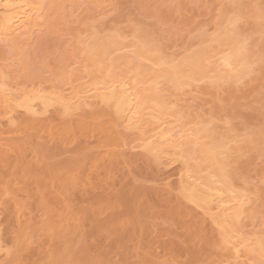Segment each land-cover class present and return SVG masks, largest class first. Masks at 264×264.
<instances>
[{"label":"rangeland","instance_id":"1","mask_svg":"<svg viewBox=\"0 0 264 264\" xmlns=\"http://www.w3.org/2000/svg\"><path fill=\"white\" fill-rule=\"evenodd\" d=\"M48 2L49 0H46L47 4ZM59 2H61V4H59ZM246 2H252L255 8H253L254 5L251 4L252 8H249V10L253 9L255 13L258 10L261 15L263 14V18H256L252 15L247 8L251 7L249 6L250 3L246 6V4L242 2L243 8L241 9L243 10V19L241 18L242 22L239 24L241 28L239 32H242V37L245 36L250 38L249 36H251L252 38H250L249 42H252V39L258 42L262 40L264 44V35L260 36V33L257 32L258 29H254V27L258 25L264 26V0H254V2L253 0H246L245 3ZM51 3L55 4V7L53 6L52 10H49L51 12L46 11L48 15L46 14L45 16H48V18L45 19V23L47 24H43L44 20L43 22L41 20L42 28L37 27L39 30L36 29L35 32L33 31L32 34L26 36L29 37L28 40L27 38L24 39L25 37L22 35L20 39L23 41H18L20 49H15L18 43H15L16 45L13 47L14 50L12 47H8L12 46V44L5 45L6 41H0V74L1 77H5V80L2 79V81H4L3 87L7 85L5 87L7 90L10 87L12 88V90L10 88V90H6V92L15 93L22 88L31 87V84L32 86H37L39 82L41 83L39 84L40 87L46 89V91L47 89L51 91L53 88L55 89L58 87L59 89L55 90L58 91L62 89L65 92L64 94H70L73 87L75 88L77 86L80 90L82 89L80 88L81 86H86L87 83H89L88 77L92 74L87 75V72H90L88 71L89 67L87 68L85 66L88 64L87 61L85 62V60H83V62H81L84 56L80 57V54V56L77 55L79 46H76L78 44H76L77 40L75 39H77L76 37H82V33H85L87 29L97 30L98 26L101 30L106 31L108 29V32L106 31L107 33H114L113 31L117 30L118 32L119 30V32H123L122 35H124L125 38V41L122 40V43L124 41L126 45L128 44L127 50H129V48H131L130 41H134L133 39H135L133 29L136 28L141 33L144 32L148 34L149 38L152 39V37H154L152 40L155 41L153 44L156 45V49L161 48L159 50L164 54L166 52L167 55H165L167 57L177 58L182 52L184 53V49H186L187 46L196 48V46L201 45L199 41L207 37L206 34L213 35L216 33L214 31L220 27L219 22H221V18L218 20L220 13L222 14L226 11V13L229 12L227 14L231 15V13L233 14L234 12L233 10L231 11V9H233L231 8L233 2H229L228 0H58L56 2L52 1ZM57 4H59V6ZM60 9L61 11L59 12L58 10ZM255 23L257 24L255 25ZM103 26L107 27L104 29ZM109 30L111 32H109ZM119 32L117 34H119ZM202 32L204 33L203 36L199 35L202 34ZM156 41H159L158 44L162 47H158ZM122 43H120V45ZM16 47H19V45ZM123 47L126 48L125 46ZM120 48L122 47L120 46ZM17 49L18 52H16ZM131 49H133V46ZM121 50L122 49H120V51ZM125 51L124 49V52ZM116 52L117 54L114 53L116 56L113 54L112 57H116L117 59V55L118 53L120 54V52ZM129 53H122V56L118 55V57H123V54L126 56ZM168 54L171 56H168ZM130 55L132 54L130 53ZM119 58L117 60H120ZM23 60H26V63H29V65L24 63ZM145 61L148 63L147 60ZM256 64L264 67V61L257 62ZM4 65L7 66L6 70ZM21 65H23V67H21ZM26 65L27 67H24ZM2 69L4 73L9 72L8 74L5 73L8 75H6L7 78L2 72ZM124 69L125 68H123L122 71H124L125 74H129L126 72L127 70ZM89 70H91V68ZM256 70L257 72L250 74V80H248L249 78H245L243 80L244 82H240V84L237 82L225 85L224 82H221L222 85L220 86L222 87L218 85L219 87L217 86L218 88L213 90L212 86L210 88L209 85L207 86L205 83L206 81H202L200 82L201 84L199 83L198 85H196L198 82L195 83V87L190 85L184 87V91H177L176 95L173 94L174 98L171 96L172 94L169 93V90H165V93L166 91L169 93L167 94L169 98H176L175 100L177 102L176 105L178 104V108H174L175 101L173 100V103H171L174 105H172L173 109L177 108L176 110H181L183 117H186L189 122V124L186 123L184 125V128L182 127L184 134L188 131L183 129H186V127L189 128L192 124L195 125V122H190V120L194 121V116L198 117V120L207 119L204 121L210 122L209 125L210 127L212 126L211 129L213 128V131L215 129L216 134L221 130L226 131L227 129L225 128L229 126L232 127L231 131L233 133L236 132L234 134L239 135L238 139L243 134L247 136V132H253V134L257 132L254 137V139H257L250 143V147L247 141L248 139L246 142L245 140L242 141L241 138L239 139L237 145L241 147L242 155H238L239 157L236 156L238 159L236 157L234 158L236 164H233V166L231 165V167L233 171L235 167V173L237 175L240 174L239 177L245 180L243 184L248 182L246 184L248 190L246 194L250 192L249 194L251 196L249 195V201H251L250 204L252 203L254 205H250L254 209L251 211V216H249V218H244L250 215L251 212L249 210L252 209L248 206L249 204L247 205V207L250 208H248L250 213L247 214L248 211H246L247 213L245 212L247 215L243 216L244 219L242 218L245 230L243 228V231L241 229L240 231L248 237V240L252 238L251 232L259 233L261 234L259 238H261L262 241L264 238V78H261L263 76L259 74L261 70L259 72L258 69ZM72 73L75 75H71ZM120 73L122 75L124 74L122 72ZM27 75H29V78ZM37 75L39 78L36 77ZM259 76L260 79L258 78ZM78 78L79 81L76 82ZM35 79L38 80V84H34L35 82L37 83ZM71 80L75 82L71 83ZM5 81L7 83H5ZM29 81H31L30 84L27 83ZM80 81H87V83L84 82V85H82V83L79 84ZM91 82L92 81H90V83ZM24 83L26 86H24ZM74 83H78L79 86H74ZM39 85L37 87H39ZM85 88L83 90H85ZM170 92H172V90ZM179 93L182 96L178 97ZM172 99H170V101ZM180 99H186L187 101ZM100 114H102L99 118L100 122H105L111 118H109L110 115H108L109 113L106 110ZM170 117L171 119L169 118V120L171 122L174 121L170 125L167 124L172 131L174 128L172 124L177 125L179 122L174 123V118L176 117H172V115ZM53 118L57 117L54 115ZM75 118L77 117L73 119ZM164 118L167 121L165 116ZM73 119H70V121ZM50 120L51 119L48 121L50 122ZM83 120L85 121L86 119L84 118ZM61 121L64 127L61 125ZM63 121L66 122L64 119L51 120L50 124L42 120L41 124L44 130H42L43 135L40 134L42 131L38 133L40 138L37 137V131L35 133V130H33V133L36 135L35 137H37L35 138L34 134L28 131H31V129L27 130V128L24 129L25 131L23 132H18V134H9L10 136H7V138L5 137L6 135L4 138L2 137L3 139L0 138V177L4 179V182L7 183L8 186L11 185V187H17L18 189H26V192L22 191L24 189L16 190L13 194H8V197H10V195H16L18 198H21L23 204H27L29 207L27 209H30L29 212L27 210L29 213H27L28 217L31 216L33 221L36 222L33 227H37L44 223L42 221L48 223L50 218L51 223L49 222V224L55 227L57 225L55 221L57 219L56 223L59 222V215L65 213V207L66 211L69 210V212H66L68 215H70L69 213H71V215L74 213V216L70 215L71 217L75 218L77 215L82 216L79 217L80 223L82 220V224L84 225L79 235L77 234L78 236L74 230L72 231V229H74V223L70 221L73 227L67 224V228H65V231L63 228L61 231L62 233L60 232L59 234L60 236L55 235L52 238L50 237V239L48 235L46 236L47 233L44 230L35 231L34 239L36 241L33 245L38 246L40 253L24 261L25 264H59V260H61L62 257L65 259L63 258V263L60 262V264H150L148 259L167 260L166 256L163 254V242L167 241L169 238H177L176 235H180L178 233L183 232V219L179 216L180 211L184 208L186 209V207L189 211L193 209L192 206H190L191 204L184 200L182 205L181 200L177 197L178 191L173 189V187L176 186L174 185L176 181L175 178H177V176H175L176 174L173 172L178 169V164L172 163L168 166L169 168H166L163 165L152 162L147 152L145 154V151H142L143 149L141 150V147L139 149L138 145L135 146L140 142L138 141L139 139H132L134 135H132V138L127 137V135L124 134L126 132H123V130L120 131V127V130H118L123 133V136L125 135L128 139H132L130 145L125 144V149L118 148L120 151L124 150V153H129L128 155L126 154L127 159L125 160L127 161H118V158L115 160L116 158L114 159V157L113 159L112 157H110L111 159L108 157L104 160L102 158V160H99L96 155H99L101 150V153H104L107 147V149L112 148V144L121 142L115 137V134L111 136V134H109L111 132L102 133L101 129L94 124L85 125V123H83L85 128L79 130L78 128L80 126L77 121L75 124H77L78 127L74 123L70 127L71 124L68 121L69 127L67 128L65 125L68 123L66 122L67 124H64ZM195 121H197V118H195ZM193 127L191 126V128ZM178 128L180 129V127ZM178 128H176V130L174 129L175 131L173 132H176V134L180 136L181 130L178 131ZM191 128L187 129L190 130L189 133L192 132ZM258 132H260V134L262 132V136ZM117 133L119 137H121L122 134L119 132ZM220 133L222 134V131ZM176 134L175 136L177 137ZM191 134L192 133H190V135ZM257 134L261 137H258ZM172 135H174V133ZM104 137H112L111 139L114 143L110 142L111 139L108 138V141L112 144L110 147L107 146L110 145V143H106L108 141H106L107 138L104 140ZM192 137L194 138V136ZM192 137H190V139H192ZM243 137V139L246 138L245 136ZM190 139L185 142L191 143L193 140L190 141ZM245 144L246 146L248 145V148ZM188 145L186 144L188 147L192 146H190V144ZM132 146H135L137 149L135 147L132 148ZM188 147L182 149L184 148L182 146L179 150L184 151L188 149ZM122 148H124V146ZM178 151L175 150V153L178 154ZM192 154L191 156H194ZM172 156L177 157L176 154ZM197 161L199 160L197 159ZM197 161L193 160L192 162H194V165H197ZM195 162H197V164ZM202 163L203 162H201V165H203ZM95 165L99 166V169L97 174L98 184L93 190V195L96 196L99 201L96 203V208L93 212L85 207L86 205L84 203L81 204L82 201L80 202L77 198L73 197L68 188L70 187L69 184L74 185L78 183L79 180L86 175L85 173H87V171L96 167ZM204 166L205 165L201 166V168ZM205 167L203 169L207 170ZM63 173H65L64 176H61ZM164 174L165 176H163ZM67 176L71 178V182H65L69 186L65 187L68 191H66V193L62 191L60 183L63 184L65 180L64 177ZM239 184L240 182L237 183V185L242 186ZM165 188L171 193L168 194ZM67 194L70 195L68 196ZM70 196L72 197L70 198ZM65 198L72 201H67ZM253 200L254 202H252ZM64 202H68V205L66 203L64 204ZM179 204H181L183 209H181V206H178L179 208L176 207ZM47 205L50 207H48V209H50L49 212L45 211ZM70 205L72 207H70ZM199 211L201 212V210H198L197 213L198 216L200 215L199 217H201ZM79 218L77 217V219ZM52 220H55L54 223ZM195 221L194 223H196ZM194 223L192 222V224ZM243 224L241 223L240 225ZM255 233L253 234V238L258 237ZM250 241L254 242L255 240ZM188 246L196 247L200 253H202L200 254L202 255L200 256L202 258L200 261L201 263L199 260L197 261L199 264H220L221 260L224 261L225 259L230 260V262L232 261V258L228 257L229 254L225 249L217 246L214 239L211 240L206 237L202 238L201 236H196L188 242ZM44 251L54 254V259L58 261L56 262L54 259L50 261L48 258H43L45 255L43 254ZM244 251L245 250H243V252ZM257 253L260 254L259 252H253V254L249 253V255L258 257L259 255H256ZM262 254H264L263 251L260 254L261 257H258L260 261L254 257L256 259L255 261L253 258L255 264H264V255ZM67 255H71L69 257L70 259L64 262L68 259ZM249 257H245L244 261L249 262V259L252 260V256ZM6 260L5 257H0V264H6ZM186 262L188 261H185L183 258L182 263ZM176 264L181 263L177 262Z\"/></svg>","mask_w":264,"mask_h":264},{"label":"bare ground","instance_id":"2","mask_svg":"<svg viewBox=\"0 0 264 264\" xmlns=\"http://www.w3.org/2000/svg\"><path fill=\"white\" fill-rule=\"evenodd\" d=\"M52 1L56 2L58 0L56 1L49 0L48 4L46 3V0L45 1L44 0H0V41L1 40L3 42L6 41L5 45L12 44V46H8V47L13 48L16 45L15 43H18L19 40H22L20 39L22 38L21 37L22 35L23 37H25L24 39L27 38L28 40L29 37L26 36L32 34L33 31L35 32L37 27L42 28L41 20L42 22L44 20L43 24L45 25L47 24L45 23V19H47L48 16L45 15L47 14V12H51L49 10L50 9L52 10L53 6L55 5L51 3ZM228 1L233 2V4L230 3L232 6L231 8H233L231 9V11L232 10L234 11L233 14L231 13V15H229L227 14L229 12L226 13V11L225 13L222 14L220 13L219 14L220 17H218V20L221 18L220 19L221 22H219L220 24L218 23L220 27H218L214 31L216 33H214L213 35L206 34L207 36V37L205 36L206 38L203 37H202L203 39L200 38L202 41H199V43H201V45H198L199 47L198 46H196V48H192L191 46H189L190 48L188 46L187 48L185 47L186 48L184 49L185 51L183 50L184 53L182 52L180 56H178L177 58L167 57L165 49L164 52L166 55L161 50H159L161 48L156 49L155 47L156 45L153 44L155 43V41L152 40L154 37L151 36L152 37L151 39L149 38L148 34L144 32L141 33L136 28L133 29L135 39H133L134 41H130L131 48L133 46V49L129 48V50H127L128 44L126 45L124 43L125 38L124 35H122L123 32L120 31L121 32L120 34L118 30L119 34H117L118 33L117 30L113 31L114 33H112L109 30V32L112 33L111 34V33H107L108 29L106 30L107 31L106 32L105 30H101L100 28H98V26H97V30L91 29L92 26L91 25L90 26L91 30L87 29L88 32L85 31V33H82L83 34L82 37L79 35L80 37H76L77 39H75L77 40L76 44H78L76 46L77 47L79 46L77 49L79 51H77L78 53L77 52L76 53L78 56L81 55L80 57L84 56L82 57L83 59L81 60V62H83V60H85V62L87 61L88 64L85 66L87 68L89 67L88 71L91 72V73L87 72L88 73L87 75L92 74L88 77L89 83H87V81L79 82V84L82 83V85H84V82L87 83L86 86L80 85L81 86L80 88H82L80 90H83L86 87L85 90L83 91H80L79 87L77 88L76 85L79 86L78 83L77 84L74 83L76 89L73 87L72 91L71 92L69 91L70 94L66 92L68 95L64 94L65 92L62 89L61 90L63 91V93L61 90L56 91L55 89H59L58 87H56L55 89L52 87L53 90L50 91L49 89H47L46 91V89L40 87L39 84L41 83L39 82L38 84V80H36L37 79L36 78L35 80L37 81V83L35 82L34 84H38L39 87H37L38 85L32 86L31 84V87L29 86V88H22L15 93H9L6 92L7 89H5L7 85L3 87L4 81H2V79H4L5 77H1L0 74L1 77L0 78V105H1L0 138L2 137L4 138L5 135H6L5 137L7 138V136H10L9 134H16V133L18 134V132L20 133L21 131L22 132L25 131L24 129L26 128L27 130L31 129V131L30 130L28 131L30 133L32 132V134H34V137L36 136L35 133L37 131V137L40 138L38 136L39 135L38 133L44 130L43 125L41 124L42 120L44 122L45 121L49 122L48 121L49 119L51 120L64 119L66 120L67 123L69 121V123L71 124L70 127L73 125V123L75 124L77 121V123H79L80 126L78 128L79 130L85 128L83 126L84 125L83 123H85V125L86 124L97 125L101 129L102 133L111 132L109 133L111 134V136L112 134L113 135L115 134V137L119 141L123 142V143L121 142L114 143L112 142L111 139L112 137L110 138L106 137L107 138L106 141H108L109 138L111 139L110 142L114 143L115 145L110 143L109 141L106 142L108 144L110 143V145H107L109 147L112 144V148L107 149L108 148L107 147L106 150L103 149L105 151L104 153H101L102 152L101 150L99 152L100 157L99 155H96V157H98L99 160L101 158L104 160L108 157L109 158L112 157V159L114 157V159L116 158L115 160H117L118 158V161L121 160L123 161L127 159L126 156L129 153H124L125 152L124 150H122L123 151L122 153V151H120L119 149H125L126 145L127 144L130 145V142H132L131 140L135 138V140L139 139L138 141H140V142L137 141L138 143L135 146L138 145L139 149L141 147V150L143 149L142 151H145V154L147 152L152 162L157 163L159 165H163L166 168L170 166L172 163L178 164L179 166L178 169L176 168L177 169L176 171L173 169L175 171L173 173L176 174L175 176H177V178H175L176 181L174 182V185L176 186H174L173 189H176V191H178L177 197L181 200V204L183 205V200L185 202L190 203L191 204L190 206H192L193 208L190 211L193 212H190L187 207H186L187 210L185 208L184 210L181 204L176 206L177 208H179L178 206H181L182 207L181 209H183L181 210L182 212L178 210L180 211L179 216L183 219V225H182V227H184L183 232L178 233L180 235H176L177 238H169L167 241L163 242L162 245L164 252L163 254L166 256L167 260L148 259L150 264H176L177 262L181 264H189V262L190 264L192 263L195 264L197 263L198 260L200 262L202 260V258L200 257L202 255L200 254L202 253H200V251L196 247L188 246V242L191 241L196 236H201L202 238L206 237L207 239H211V240L214 239L217 246L225 249V251L229 254L227 255L228 257L232 258L231 262L233 264L249 263L251 259H249L248 262V261H244V258L252 256L251 258L253 260V258L255 257V255H249V253L253 254V252L254 253L259 252L261 254L262 251L264 252V247H263L264 238L262 239L263 242L261 241V238H259V236L261 237V234L254 232L258 237L255 235L254 236L257 237L258 239L253 238L254 233L250 231L252 234V235L250 234L252 238L249 239L255 240L254 242L252 241L253 242L252 243L250 240H248V237L245 236V234H243V232L240 231V229L243 231V228L245 227V225L243 224L244 221L242 222L243 216L249 214L254 209L252 206H250L252 204V203L250 204L251 201H249L250 192L247 193L248 195L246 194V191H248L246 184L248 182H246V184H243L245 180L239 177L240 174L237 175L235 173V167H234V171L232 170L231 167V165L233 166V164H236L234 158L238 155L239 156L242 155L241 147L237 145L239 139L241 138L242 141L245 140V142L248 139L247 141L250 147V143L254 142L253 140L257 139V138L254 139L257 132L254 134L253 132H247L248 134L245 133L247 134V136L241 134L242 136H240L238 139L239 135L234 134L236 132L233 133L231 131L232 127L229 126L230 128L229 127L225 128L227 129L226 131L221 130L222 134L220 133L221 131H219V133L216 134L215 129L214 131L212 130L213 128L211 129L212 126L210 127L209 125L210 122L204 121L207 119L203 120L200 118L202 120L201 121L198 120L199 119L198 117L194 116L195 118H197V121H195L194 118V121L190 120V122L191 123L195 122L194 123L195 125L192 124L190 125L189 128H187L186 125L185 126L186 129H183L185 131H188L187 133H189L190 130L187 129H190L191 126L192 127L194 126L193 127L194 129L191 128L192 132H190L193 134V135L191 134L192 136H194L193 138L190 135V133L184 134L183 133L184 131H182V127L184 128V125L186 123L189 124V122L186 117L185 120L181 110H176L178 108L177 107L178 104L176 105L177 103L175 100L176 98L172 99L169 98V96H167V94L171 93L172 94L171 96L174 98L173 94L176 95L177 91L179 92L184 91L183 90L184 87H188L190 85L194 86L195 83L197 82L198 83L196 85H198L202 81H206L205 83L207 84V86L209 85V88L212 86V89L214 90L218 88L220 85H222L221 82H224L225 85L226 84L230 85L237 82H239V84L240 82L243 83L244 82L243 80L245 78H249L251 76L250 74L257 72L256 69H258V72L261 70L264 73V67L259 64L258 65L256 64L257 62L264 61V52H263L264 44L262 40L258 42L252 39V42L251 41L249 42L250 38L252 37L251 36H249L250 38L245 36L242 37L241 36L242 32L241 33L239 32V30L241 31L239 24L240 22H242L241 18L243 17V12H242L243 10L241 9L243 8L242 2H244L246 6L249 5L250 3L249 6L251 7H247L248 10L249 8H252L251 4L253 3L252 2L245 3L246 0H228ZM59 4H61V2H59ZM59 4L57 5L59 6ZM253 8H255V5L253 6ZM61 9L58 11L60 12ZM249 11L256 18L259 17L263 18V14L261 15V13L258 10L256 11V13L253 12V9ZM256 24L257 23H255V25ZM106 27L103 26L104 29ZM255 28L258 29L257 32L260 33V36L264 35V26L258 25L255 26L254 29ZM139 29L142 30L141 28ZM103 31H105L106 33ZM203 34L204 33L202 32V34L199 35L203 36ZM122 40H124L123 43ZM156 42L158 44L159 41ZM120 43L122 44L120 45ZM18 45L19 47H16ZM18 45L15 46V49L16 48L20 49V44L18 43ZM122 45L125 46L126 48H124ZM120 46L122 48H120ZM159 46L160 45L158 44V47ZM120 49L122 50L120 51ZM124 49L126 50L125 52ZM116 51H119L120 54L118 53V55L121 56L122 53L125 54V53H129L130 51L132 55H130L129 53L128 55L124 56L123 54V57L120 58L117 55V59L118 58L120 59L117 60L116 57H112L114 53L117 54ZM16 52H18V49ZM114 56L116 55L114 54ZM168 56L171 55L168 54ZM143 60L144 61L147 60L148 63L145 61L147 63L146 64ZM24 63H26V60L24 61ZM27 65H29V63ZM27 65L24 67H27ZM6 67L7 66H5V70ZM21 67H23V65H21ZM90 68L91 70H89ZM123 68H125L124 70H127L126 72L129 74H125L124 71H122ZM261 71L259 74L263 76L261 78H264V75ZM120 72L124 74L122 75ZM7 74H5V76ZM71 75L74 76L75 74L72 73ZM127 75L130 76L128 77ZM27 76L29 78V75ZM36 77H38V75ZM258 78L260 79V76ZM74 80H71V83L75 82ZM248 80H250V78ZM31 81L27 83L30 84ZM77 81H79V78L78 80H76V82ZM90 81L92 82L90 83ZM5 83L7 82L5 81ZM25 83L24 86H26ZM10 88L8 90H10ZM165 90H169V93H167V91L165 93ZM171 90L172 92H170ZM208 90L212 91L210 89ZM180 96L182 95H180L179 93L178 97ZM170 99H172L171 100L172 102L170 101ZM173 100L175 101L174 103L175 106L171 104L173 103ZM184 100L187 101L186 99ZM172 105L174 106V108L175 107L177 108L173 109ZM105 110L109 113L108 114L110 115L109 118L110 117L111 118L109 120H106L105 122L103 121L100 122L99 118L102 115L100 113L105 112ZM54 115L58 119L53 118ZM171 115L172 117L174 116L176 117L174 118L175 119L174 123L179 122L177 123V125L172 124L174 126L172 131L171 128L168 126V124L170 125L174 121L173 120L171 122L169 120V118L171 119L170 117ZM164 116L167 118V121L170 122H167ZM74 117L77 118L73 119ZM84 118L86 119L85 120L86 122L83 120ZM70 119L73 120L70 121ZM51 120L49 122L50 124H51ZM66 122H64V124H67ZM69 123L65 125L67 128L69 127ZM61 125H63V123ZM119 127L121 128V130L119 129ZM175 127L176 128L180 127V129L178 128V131L181 130V135L179 134L180 136H178L176 132H173L176 130ZM118 129L120 131L123 130V132L128 133V134L126 133L124 134L127 135V137L129 138H132V135H134L133 138L130 140L125 135L123 136V133H121ZM33 130H35L34 131L35 133H33ZM117 132L122 134L121 137H119ZM130 132H131V136H130ZM172 132L174 133V135H172L173 134ZM262 132L261 134L260 132L258 133L262 136L263 134ZM40 134L43 135V131ZM175 134L177 135V137L175 136ZM260 135L257 134L258 137ZM243 136H245L246 138L243 139L244 138ZM190 137H192V139H190ZM106 138L104 137V140ZM185 139L187 141H189V139L190 141L191 140L193 141L191 143L190 142L186 143ZM0 143H1V139H0ZM185 143L187 145L190 144V146L191 145L192 146L188 147L189 145L186 146ZM123 146L124 148H122ZM135 146H132V148ZM182 146L184 148H182ZM187 147L188 149L184 151L179 150L181 148L185 149ZM246 147L248 148V145ZM175 150L178 151V154L175 153ZM190 153L194 156H191ZM173 154H176L177 157L176 156L173 157L172 156ZM21 157L24 158L23 156ZM191 158L195 161H197L198 159L199 161L197 162L199 165L197 164V162H195L197 165H194V162H192L193 160ZM201 162H203L202 164L206 166L204 167L207 170H204L203 169L204 167L201 168V166H203L201 165ZM98 167L99 166H96L92 170L87 169L89 171L85 173L86 175L84 174L85 176L83 175L84 177L82 176L83 178H81L78 183L74 185L69 184L70 187L66 184L71 179L68 176H67L68 178L64 177L65 179V180L63 179L64 181L62 180L63 184L60 183L62 185V186L60 185V187H62V191L66 192L67 190L65 187L68 186L69 187L68 189H70L69 192L72 194V196L77 198L80 202L82 201L81 204L84 203L86 205L85 207H87L91 211H93L96 208L95 205L99 201L97 197L93 195V190L96 188L98 184V176H97L99 169ZM64 174L65 173H63L61 176H64ZM163 176H165V174ZM239 182H240L239 185L242 186L237 185V183ZM20 189H24V188L18 189L17 187H13V186L11 187V185L8 186V184L4 182V179L0 177V257L3 256L7 259L6 264H25L24 261L33 258L36 254L40 253V251L38 250V246L33 245L36 241L34 239L35 231L44 230L47 233L46 236L48 235L49 236L48 238L50 239V237L52 238L55 235L56 236L59 235L60 232L63 230V228L65 231V228H67L66 227L67 224L69 226L72 225L73 227L72 223H74V229H72V231L74 230L76 235L77 234L79 235V232H81L82 229L84 228V225L82 224V220L80 223V218H79L82 216L77 215L75 216L76 219L71 217L74 216V213H72L73 215L69 213L71 216L68 215V213L66 212H69V210L66 211L65 210L66 207L64 208L65 213H61L59 215L60 219L58 223H56L57 219L56 221L52 220L53 223L55 221V224H57L55 227L49 224V222L51 221L50 217L48 223H45L46 221H42L44 223H42L37 227H33L34 223L36 222L33 221L31 216L28 217L29 214L28 212L30 211V209L29 210L27 209L29 208L27 204H23L21 202V198H18L16 195L15 196L10 195V197H8L9 196L8 194H13L16 190H20ZM22 191L26 192V189ZM167 193L170 194L171 192L168 191ZM72 196H70V198ZM65 200L68 201L70 199L65 198ZM252 202H254V200ZM65 203L66 202H64V204ZM66 204L68 205V202ZM247 205L250 206V208L252 209L249 210L250 208L247 207ZM48 207L49 206L47 205L45 208L46 212L47 211L49 212L50 210L48 209ZM70 207L72 206L70 205ZM198 210H201V212L199 211L201 217H199L200 215L198 216L197 213ZM246 211H248V213ZM251 214L252 212L250 213V215L245 216L244 218L246 217L249 218ZM56 215L58 216L57 213ZM77 217L79 219H77ZM69 221L72 223L70 224ZM194 221L196 223H194ZM192 222L194 224H192ZM241 223L244 226L240 225ZM242 249L245 250L246 252L245 251L243 252ZM43 254H45L43 257L45 259L48 258L50 261L54 259L53 256L54 254L50 252L44 251ZM260 254L257 253L256 255L260 256ZM67 256L68 259L65 260L64 262L68 261L71 255H67ZM258 257L255 258L258 259ZM63 258L64 257H62L61 260L59 261L62 262ZM183 258L185 261L187 260L188 262L182 263ZM255 258L254 260L256 261ZM252 260L249 264H255L254 260L252 263ZM258 261H260V259H258ZM225 262L226 264L227 263L232 264L228 259L227 260L225 259L224 261L221 260L220 264H225Z\"/></svg>","mask_w":264,"mask_h":264}]
</instances>
